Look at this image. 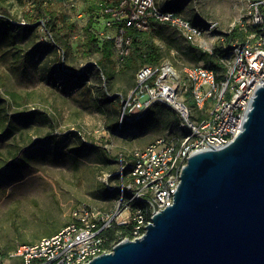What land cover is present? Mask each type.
Segmentation results:
<instances>
[{
  "label": "rangeland",
  "instance_id": "obj_1",
  "mask_svg": "<svg viewBox=\"0 0 264 264\" xmlns=\"http://www.w3.org/2000/svg\"><path fill=\"white\" fill-rule=\"evenodd\" d=\"M95 1L53 0L60 17L73 22L74 28L64 25L50 32L43 22L23 26V11L32 0H0V252L14 249L23 243L22 238L39 241L43 237H35L55 224L64 227L81 204L110 208L118 194L108 189L117 184L111 174L119 170V156L181 134L180 118L175 121L165 110H156L122 130L107 129L108 123L121 117V110L102 96L108 88L91 67L97 55L84 59L77 43V34L89 18L86 3ZM157 2L206 28L192 45L175 28L161 24L156 35L163 52L161 63L179 70L205 63L204 51L224 46L227 32L248 12L247 0ZM5 9L9 16L1 13ZM98 16L105 30L102 11ZM212 22L217 28L211 32ZM106 31L117 34L114 28ZM55 33L61 35L62 43L71 44L72 52L64 54L54 42ZM230 57L228 51L224 59ZM67 70L88 73L76 80ZM134 81L132 73L119 71L110 96L127 95Z\"/></svg>",
  "mask_w": 264,
  "mask_h": 264
},
{
  "label": "built area",
  "instance_id": "obj_2",
  "mask_svg": "<svg viewBox=\"0 0 264 264\" xmlns=\"http://www.w3.org/2000/svg\"><path fill=\"white\" fill-rule=\"evenodd\" d=\"M74 2L76 0H64ZM248 12L237 25L241 30L264 23V0H247ZM132 9L128 12L125 5ZM105 21L112 28L114 20L140 30L150 28L152 20L167 23L186 40L195 44L205 29L175 10L163 9L157 0H122L108 9ZM209 31H216L212 22ZM124 27L114 37L120 56L128 53ZM250 33L245 40L232 42L231 57L222 58V75L204 63L176 69L170 63L147 65L136 74V85L122 98L119 126L142 118L155 104L177 111L181 134L167 140L159 138L120 157L117 171L121 176L119 193L108 209L81 204L72 210V220L58 232L37 242L21 243L8 252H0V264H86L95 256L109 252L120 241L141 237L153 215L172 204L188 157L194 152L218 148L231 142L243 129L255 90L264 83V25L259 37ZM189 93V95H188ZM189 97L195 107L189 103ZM193 109L198 110L197 114ZM118 226L128 227L129 236L110 239L108 232Z\"/></svg>",
  "mask_w": 264,
  "mask_h": 264
},
{
  "label": "water",
  "instance_id": "obj_3",
  "mask_svg": "<svg viewBox=\"0 0 264 264\" xmlns=\"http://www.w3.org/2000/svg\"><path fill=\"white\" fill-rule=\"evenodd\" d=\"M242 131L194 152L146 232L86 264H264V83Z\"/></svg>",
  "mask_w": 264,
  "mask_h": 264
},
{
  "label": "trees",
  "instance_id": "obj_4",
  "mask_svg": "<svg viewBox=\"0 0 264 264\" xmlns=\"http://www.w3.org/2000/svg\"><path fill=\"white\" fill-rule=\"evenodd\" d=\"M64 1V0H63ZM122 0H96L93 3H86L87 12H89V18L86 24L82 27V32L78 33V51L81 53L82 57L86 60L90 59L94 55H97V59L95 64H92L91 67L94 69V73L97 79L100 82H105V87L108 90H104L102 96H104L107 100L113 102L114 106L118 111L122 110V98L126 97V94H117L114 97L110 96V92L112 90L113 80L117 73L120 72H129L133 74V77H136L138 70L147 65H158L161 63L163 59V52L161 46L157 42V32L161 27V24L167 23H160L156 20H152L150 24V28L147 30H140L134 26L127 25L124 20H114L113 27L116 31L119 30L121 27H124L123 37L124 40L129 38V42L126 47L129 49L128 53L124 56H120L119 54V63H117L114 59L116 52L118 51L115 38L114 37H106L100 34L101 28L99 26V16L98 11H102L104 16L103 21V28L105 30L108 29L106 27L105 21L107 18L111 17V12L108 10L109 8H113L119 5ZM125 9L130 12L132 9L130 8L129 4L125 5ZM171 10L172 8H163ZM175 10V9H172ZM264 11V6L262 7ZM178 12L177 10H175ZM4 15L9 16V12L5 9L1 12ZM179 13V12H178ZM23 26H31L33 24H40L44 23L45 28L48 31H57L59 28H74V23L69 22L65 18L60 17L59 12L54 8L53 0H32L31 6L28 9L23 11ZM191 20V19H190ZM8 23L10 21L6 20ZM193 23H197L191 20ZM169 25V24H167ZM261 24L258 27H252L246 30L239 29V26L236 25L229 32H227L224 46L216 47L212 51H204V57L206 58V62L204 64L210 65L213 67L219 75H222V72L225 70V64L222 61V58L226 57L228 51L231 53L232 49V42L235 40H245L250 33L256 32V37H259V34L262 32ZM61 35L55 33L53 35L54 42L60 45L61 49L63 50L64 54H69L72 52V46L70 43H62ZM193 45V44H192ZM119 52V51H118ZM69 68H75L74 66H68ZM92 73V71H89ZM88 73V70L85 72L76 73L71 72V70H67V74L71 76V78H75L76 80L80 77H83ZM83 75V76H82ZM134 85H136V81H134ZM189 95V93H188ZM118 98V99H116ZM3 99L0 97V100ZM189 103L191 106L195 107L193 101H191L189 97ZM156 110L159 111H166L171 113L175 119V121H179V115L177 114L176 110L173 108L158 103L153 105L146 114L135 122H124V124L120 127V116L115 119L113 123H108L107 129L110 131H118L127 128V126H134L137 125L141 120L144 119L146 116H150ZM119 113V112H118ZM124 156L123 154L119 156ZM129 156H124V158H129ZM111 177L117 178V184L121 181L120 174L116 171L111 174ZM109 192L118 191V187L108 189ZM118 194L116 195V197ZM67 225V224H66ZM64 224V226H66ZM62 226L59 224H55L51 227L50 231L44 235H39L35 238L45 237L52 235L58 232ZM130 232L128 231V227L126 226H118L111 229L108 232V237L110 239H120L124 236H129ZM27 238H22L21 241L23 243H32L33 240H26ZM16 248V247H15ZM4 253V252H3Z\"/></svg>",
  "mask_w": 264,
  "mask_h": 264
}]
</instances>
